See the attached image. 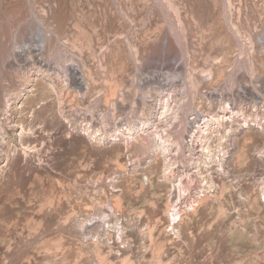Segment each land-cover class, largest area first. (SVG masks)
Segmentation results:
<instances>
[{"label":"rangeland","instance_id":"obj_1","mask_svg":"<svg viewBox=\"0 0 264 264\" xmlns=\"http://www.w3.org/2000/svg\"><path fill=\"white\" fill-rule=\"evenodd\" d=\"M0 107V264H264V0H0Z\"/></svg>","mask_w":264,"mask_h":264},{"label":"bare ground","instance_id":"obj_2","mask_svg":"<svg viewBox=\"0 0 264 264\" xmlns=\"http://www.w3.org/2000/svg\"><path fill=\"white\" fill-rule=\"evenodd\" d=\"M30 9L32 10V12H33V18H36V19H39L43 24L44 23H47V17L45 18V16H43L42 14H41V12H38V7H36L34 4H30ZM49 24H51V23H49L48 22V24L47 25H49ZM52 26H53V23L51 24V25H49V27H50V31H48V37H49V41L50 42H52V41H57L55 38H54V33H53V30H52ZM55 29H56V32L58 33V28H56L55 26H53ZM59 34V33H58ZM19 38V37H18ZM18 40V39H17ZM19 45V47L21 48V53H23V51H26L25 49H24V45L22 46L21 44H18ZM17 45V46H18ZM17 46H14V48H13V53L14 54H16V48H17ZM40 50V49H39ZM29 51V50H28ZM29 52H31V51H29ZM26 53V52H25ZM24 53V54H25ZM23 54V55H24ZM69 62H70V64H69V68L67 67L66 68V66L64 67V70H65V73H68V72H70L71 74H77V75H79V77L77 76V79H80L81 80V82L82 83H84L86 86H87V90H88V88L90 89V87H91V80H90V78H88V77H86V75L84 74V71H83V69H82V67L79 65V62L76 60V59H74V58H72V57H69ZM75 81V80H74ZM80 82V83H81ZM83 84V85H84ZM57 92V91H56ZM150 97H151V95H150ZM164 97V96H163ZM166 97H168V95L166 94ZM6 98H7V96H6ZM145 98V97H144ZM169 98V97H168ZM151 101H153V100H151ZM155 101V100H154ZM153 101V102H154ZM7 103H10V99L7 101ZM155 103H157V102H155ZM167 103L169 104L170 103V100H168L167 101ZM159 104V103H158ZM155 105H157V104H155ZM163 106V104H159V106ZM159 106H157V107H159ZM162 109V108H161ZM156 110H157V108H156ZM6 111V110H5ZM5 111H3V109L0 107V112L4 115L5 114ZM163 111V110H162ZM195 111H197V112H195ZM192 114H191V116H189V117H186V118H184L183 119V122L181 123V122H179L178 124V126H177V129L175 128L176 127V125H169L166 121H164L165 120V116L167 115L166 114V111H164L163 113H161V117H159L158 119H156V120H159V125H160V127L162 128L161 130H163V131H159V133L158 134H156V136L155 137H153L151 134H147V135H143V140L142 141H144V142H146L147 144H149V143H156L157 142V140H160L161 141V144H163L162 145V147H159V145L156 143V145H155V148H156V153H159V152H162V153H164L165 155L164 156H166V160L168 161V163L170 164V165H172L173 166V164H175L174 162H173V160L176 162L177 161V157L178 156H180V153L182 152L183 153V151L186 149V148H189L188 149V153H189V155L188 156H186V155H182V156H185V157H183V159L180 161V164L181 165H179L177 168H178V174H179V176H183L185 173H188V175H189V173L190 174H194V170L193 171H190V168L192 169V168H194V167H196L197 168V165H198V163H199V160H200V158H199V156H200V152H203V149H204V147L206 146L205 144H206V142H207V137H204L203 135H202V133H201V128H203V126L205 125V126H207L208 124H210V123H208V124H206L205 123V120H209V119H211V122H215V123H217L218 125H221V127L223 128L224 127V123L226 122V124L228 123V121H229V118L230 119H232V117L230 116L229 118H227V120H226V117H227V115H228V113L227 112H225V113H223L222 111L221 112H216L215 110L213 111V109L212 110H209V111H203V110H201V109H196ZM159 112V111H158ZM170 112V111H169ZM155 114V113H154ZM154 116V115H153ZM152 117V116H151ZM234 118V117H233ZM154 120H155V118H154ZM156 120H155V122H156ZM142 122V121H141ZM144 122V121H143ZM154 122V123H155ZM202 122H204V123H202ZM145 123V122H144ZM143 123V124H144ZM151 123V122H150ZM149 123V124H150ZM153 123V124H154ZM0 124H1V122H0ZM147 124V123H146ZM192 124V126H195L192 130H194V129H196V131H197V134H192V133H190L189 134V136H187V137H185L186 136V132H187V128H188V126L189 125H191ZM203 124V125H202ZM212 124V123H211ZM225 124V125H226ZM4 125V124H3ZM157 125V124H156ZM205 126H204V128H205ZM157 128L158 127V125L156 126V127H154L152 124H151V126L149 125L148 126V128ZM5 128V127H4ZM214 128H216V126H214ZM214 128H213V130H214ZM218 128V127H217ZM222 128H220V129H222ZM232 129V128H231ZM156 130V129H155ZM158 130V129H157ZM151 131V130H150ZM153 131V130H152ZM202 132H203V130H202ZM211 132L212 131H210V133L209 132H207L206 134L207 135H209V134H211ZM149 133H151V132H149ZM212 135H214V134H212ZM190 140H189V139ZM130 139V138H129ZM128 140V139H127ZM135 142V141H134ZM169 143L170 145H167L166 143ZM142 143V142H141ZM132 144H135V143H133L132 142ZM137 144V143H136ZM177 145V147H178V149H177V152H178V156H176L175 154H174V156H175V158H173V150L172 149H170V147L169 146H173V145ZM146 145V144H145ZM208 147V146H207ZM191 148H198V149H191ZM175 152V151H174ZM176 152V153H177ZM185 152V151H184ZM205 152V151H204ZM181 153V154H182ZM202 156V155H201ZM181 159V158H180ZM189 160V161H188ZM188 161V162H187ZM153 162V161H152ZM186 163H188V164H186ZM168 164V165H169ZM177 164V163H176ZM200 168V167H199ZM195 169V168H194ZM192 174V175H193ZM191 175V176H192ZM194 176V175H193ZM190 176H188V178H189ZM181 178V177H180ZM192 178V177H191Z\"/></svg>","mask_w":264,"mask_h":264}]
</instances>
